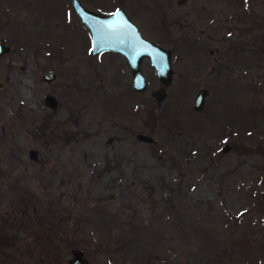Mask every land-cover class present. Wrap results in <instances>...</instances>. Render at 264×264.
Returning a JSON list of instances; mask_svg holds the SVG:
<instances>
[{
  "label": "rangeland",
  "instance_id": "374dc122",
  "mask_svg": "<svg viewBox=\"0 0 264 264\" xmlns=\"http://www.w3.org/2000/svg\"><path fill=\"white\" fill-rule=\"evenodd\" d=\"M184 1L81 0L170 50L157 105L72 0H0V264H264V0Z\"/></svg>",
  "mask_w": 264,
  "mask_h": 264
},
{
  "label": "water",
  "instance_id": "95a60500",
  "mask_svg": "<svg viewBox=\"0 0 264 264\" xmlns=\"http://www.w3.org/2000/svg\"><path fill=\"white\" fill-rule=\"evenodd\" d=\"M177 3L180 4V2ZM73 7L80 22L89 32L91 54L119 53L131 72V86L135 92H143L147 89L148 82L141 71V62L145 58L148 59L160 82V87L154 90L151 95L157 105H160L166 96V86L169 85L173 73L170 50L146 39L122 9H116L112 13H98L86 8L79 0H73ZM8 50L9 48L0 38V55ZM55 77L56 71L49 69L44 73L42 80L51 82ZM207 94L205 88L196 93L192 104L193 110L202 109ZM46 102L48 105H52L51 107L55 104L52 96H46ZM136 139L145 143L155 142L152 137L142 133H138ZM222 149L225 151L228 150V147L224 146ZM28 155L33 161L37 160L36 150H30ZM70 254L71 257L65 263L56 262L53 264H90L83 250L73 248L70 250Z\"/></svg>",
  "mask_w": 264,
  "mask_h": 264
},
{
  "label": "flooded vegetation",
  "instance_id": "af4514ba",
  "mask_svg": "<svg viewBox=\"0 0 264 264\" xmlns=\"http://www.w3.org/2000/svg\"><path fill=\"white\" fill-rule=\"evenodd\" d=\"M80 1V3L82 4V5H84L86 8H88L89 10H91V11H94V10H92V9H90L89 7H87L85 4H83L82 2H81V0H79ZM177 2H180V4H183L185 1L184 0H177ZM176 2V3H177ZM178 4V3H177ZM191 4V3H190ZM72 5H73V0H72ZM116 9H122L125 13H126V15L128 16V18L130 19V21L138 28V26H137V24H136V22H135V20L133 19V17H132V15L130 14V12H129V10L127 9V7L126 6H124L122 3H120V2H118V5L112 10V11H110V12H106V13H112V12H114ZM73 10H74V7H73ZM75 11V10H74ZM94 12H96V11H94ZM98 13H103V12H98ZM139 29V31H140V28H138ZM1 38V37H0ZM1 39H3V38H1ZM3 41H4V45L5 46H7L8 48H9V50L7 51V52H5V54H3V55H8V54H10V52H11V47L6 43V40H4L3 39ZM119 54V53H118ZM3 55H0V57H2Z\"/></svg>",
  "mask_w": 264,
  "mask_h": 264
},
{
  "label": "trees",
  "instance_id": "16d2710c",
  "mask_svg": "<svg viewBox=\"0 0 264 264\" xmlns=\"http://www.w3.org/2000/svg\"><path fill=\"white\" fill-rule=\"evenodd\" d=\"M171 193H172V192H171ZM174 193H175L174 197H177V196H178V193H176V192H174ZM172 196H173V195H172ZM175 201H176V200L173 201V204L175 203ZM167 202H168V201H167ZM173 204H172L171 207H170V202H168V203H167V206H166V210H167V211H171V209L174 207ZM142 228H143V227L141 226V229H142ZM140 231H141V230L135 229V232H136V233H138V232H140ZM138 234H139V233H138ZM138 234H133V238H134V237H137V239H138ZM133 238H132V239H133ZM151 246H152V245L149 246V249L147 250V252H149ZM143 256H144V255H143Z\"/></svg>",
  "mask_w": 264,
  "mask_h": 264
}]
</instances>
